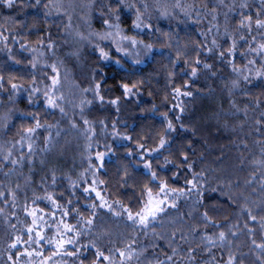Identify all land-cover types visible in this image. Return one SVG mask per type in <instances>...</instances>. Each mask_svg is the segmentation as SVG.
<instances>
[{
  "label": "trees",
  "instance_id": "16d2710c",
  "mask_svg": "<svg viewBox=\"0 0 264 264\" xmlns=\"http://www.w3.org/2000/svg\"><path fill=\"white\" fill-rule=\"evenodd\" d=\"M75 1L0 3V264H264V0ZM105 20L142 51L83 47Z\"/></svg>",
  "mask_w": 264,
  "mask_h": 264
},
{
  "label": "snow or ice",
  "instance_id": "6c2138e0",
  "mask_svg": "<svg viewBox=\"0 0 264 264\" xmlns=\"http://www.w3.org/2000/svg\"><path fill=\"white\" fill-rule=\"evenodd\" d=\"M221 2H223V0H221ZM0 3H3V4H5L7 7L11 8V7H13V5L16 3V0H0ZM39 3H40V0H36V4H39ZM115 3H116L117 5H122V4L124 3V0H115ZM117 19H119V18L117 17ZM139 20H140V15L138 14V15H137V21H139ZM250 22H251V17H250V16H249V17H246L245 19H242L241 22H240L241 27H248V28L250 29V28H251V23H250ZM104 23H105L106 25H108V27H110V28H111V27H118V25H115V26H114V25H112V24H109V22H108L107 20H105ZM255 23H256V26H257L258 28L264 27V21H262V20H259V19H258V20L255 21ZM134 26H135V27H140V24H139V23H135ZM110 36H111V33H108V34H106L105 36H102L101 39H108ZM124 39H128V38H127V37H124ZM132 43L135 44L136 41L133 40ZM215 43H216V42L213 41V44H214V45H215ZM235 47H236L235 42H233L232 47H230V48L227 50V54H228V55H232V54L234 53V51H235ZM259 47H260V50L264 51V44H261ZM209 51H210V50H209ZM251 51L255 52V51H257V50H256V49H251ZM219 55H220L221 58H223V57L225 56V52H224V51H221V52L219 53ZM100 56H101L102 59H108V54L105 53L102 49H101V51H100ZM249 63H250V64H251V63H254V61H249ZM204 67H205V68H208V67H210V66L207 65V64H205ZM192 74H193V76L196 75V70H195V69H193ZM257 76H264V73H259V72H257ZM245 79H248V77H245ZM56 83H57V81L53 80V84H56ZM97 87H99V85H97ZM12 88H13V89H16V88H17V85L13 84V85H12ZM124 88H125V92H126V93H128V92L131 91V89H129L126 85L124 86ZM177 92H179V90H177ZM45 95L47 96V93H45ZM185 95H191V93H185ZM112 103H116V101H112ZM48 105H49V106H53V107L57 106V105L55 104V102L53 101V99H51V98H48ZM40 127H43V125H41V124L39 123V121H37L36 124H35V127L28 128V129L26 130V132L29 133V134L34 133V132L36 131V129H38V128H40ZM172 127H173L172 124L169 123V125H168V130H172ZM165 143H166V141L162 138V139L160 140V147H161V148L164 147ZM29 148H31V145H29ZM153 151H157V150H153ZM100 155L102 156L103 154H100ZM5 159H7V157H5ZM184 159L187 160V157L185 156ZM11 162H12L13 164L18 163V161H15V160H13V161H11ZM145 167H150V165H147V164H146ZM152 176H153V179H155V173H153ZM101 183H102V182H101ZM192 187L195 188L196 185L193 183ZM87 191H89V190H88V189H85V192H87ZM93 191H94V189H93ZM160 192H161V193L165 192V187H164V186H161V188H160ZM96 194H97V196L100 195L99 193H96ZM147 194H148V196H149V199H148V201H147V204L145 205V208H143V209L141 210V212L136 213L135 217H134L133 215H131V214H129V216H128V218H129L130 220H133L134 222H137V223H139V224H141V225H145V226L150 222V220H155V219H156V216H157L158 213L164 211V208L160 207V205L163 204L164 201H163V200L158 201V202L156 203V206H153V200H152L151 190H148V193H147ZM0 196H3V193H0ZM48 199H51V196H49ZM53 203H55V201H53ZM172 207H175V205H172ZM65 215H67V213H65ZM205 216H206V214H205ZM252 219L255 220L256 217H252ZM33 223H35V221H33ZM89 223H91V221H89ZM66 228H68V230H71L70 226H66ZM28 231H29V233H31L32 229H29ZM37 235H39V233H37ZM208 239L210 240L211 238L209 237ZM219 239H220V240H224V239H225V233L221 232V233L219 234ZM30 241H31V237H30ZM19 242H20V240H19V238H17V243H19ZM37 242H38V241H37ZM63 243H64V242L61 241L60 244H59V246H62ZM67 243H74V241H73V240H68ZM253 243H255V242L253 241ZM11 247H13V248L16 247V244L11 245ZM258 247H264V245H258ZM175 251H176V250L173 249V253H174V254H175ZM26 254L29 255V256L32 255V253H30V252H28V253H26ZM69 254L72 255V254H74V253H69ZM36 255H40V254H39V253H36ZM97 255H98V256H102L103 253H98ZM121 255H124V254L121 253ZM104 259H108V257H104ZM171 259H172L171 256L167 257V260L170 261ZM160 264H164V262L161 261ZM229 264H231V261H229Z\"/></svg>",
  "mask_w": 264,
  "mask_h": 264
},
{
  "label": "rangeland",
  "instance_id": "374dc122",
  "mask_svg": "<svg viewBox=\"0 0 264 264\" xmlns=\"http://www.w3.org/2000/svg\"><path fill=\"white\" fill-rule=\"evenodd\" d=\"M46 3L48 5L52 6V7L51 6L50 7H51L52 11H54V13L59 12V13H62L64 16L65 15L67 16V22H68L67 28L69 27V29H71V31L73 33H75L73 28H75L78 25V23L74 22V24H71V22H72L71 19L73 16L71 17L70 9H72V6L76 4V1L75 0H46ZM81 3H83V2H81ZM72 12H74L73 9H72ZM141 16H140V18H141ZM83 21H85V19H82V22ZM137 22H139V21H137ZM115 25H117V24L114 23V26ZM76 29L78 30L79 26ZM87 31L88 32H86L84 34V38H83L84 43H82V46L85 45V48H86V46L88 44L91 45L90 42H92V41L95 42L96 43V52H98L100 54V51L102 49L105 53L108 54L109 60H110V56H109L110 52L107 51L105 49V47H108V48H109V46H110V48L113 47V49L117 53H119V54L121 53V55H123V56H126V55L127 56H129V55L134 56L135 55L136 56L137 52L142 51V49H143L139 42H137L136 40H134L130 36H126V34L124 33V30L122 28H120L119 26L118 27H111V28L106 27L105 29H100L99 31L98 30L94 31V30H91L90 28H87ZM108 33H111V36L108 39H101L102 36H105ZM124 37H127L128 39H124ZM133 40L136 41L135 44L132 43ZM71 67H72V65L65 64L63 62H58L54 65V68H56L57 70L59 69L58 71H55V74H57V75L62 74L68 78L69 77L72 78L71 76H69V74L72 73L70 70ZM62 83H58L56 85L59 86V85H62ZM93 192H94L95 196L97 197L96 193H98V190H95ZM165 195H167L165 192H163V193L159 192L156 194H152L153 206H156V203L158 201H161V200L165 201L166 200ZM148 199H149V196L147 198V201H148ZM147 201H146V204H147ZM48 260L49 259L46 258V260L42 261L41 263L42 264H49Z\"/></svg>",
  "mask_w": 264,
  "mask_h": 264
}]
</instances>
